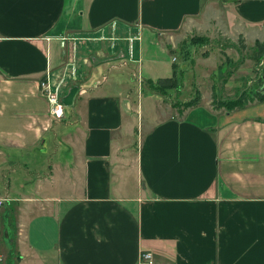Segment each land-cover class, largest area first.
<instances>
[{
	"label": "crops",
	"instance_id": "crops-1",
	"mask_svg": "<svg viewBox=\"0 0 264 264\" xmlns=\"http://www.w3.org/2000/svg\"><path fill=\"white\" fill-rule=\"evenodd\" d=\"M208 30L263 40L264 0H0V264H264V114L152 85ZM72 66L57 119L41 82Z\"/></svg>",
	"mask_w": 264,
	"mask_h": 264
},
{
	"label": "rangeland",
	"instance_id": "rangeland-1",
	"mask_svg": "<svg viewBox=\"0 0 264 264\" xmlns=\"http://www.w3.org/2000/svg\"><path fill=\"white\" fill-rule=\"evenodd\" d=\"M254 36V34L249 33L248 39L236 36L225 37L209 30L207 31V35L193 33L184 38L185 43L190 41L192 37L197 38L195 41L200 40L201 42L203 41L202 39H208V41L202 45L189 44L181 47L183 42L180 39L177 40L178 51L168 53V61H163L160 67H155L154 78L157 81L160 77L172 76L174 74L178 77L179 85L167 90L172 95V100H169V103L174 100L185 102L199 93L202 97L201 105L207 108L210 99H213L212 94L215 88L218 97L224 99H235L242 93H245L249 97L242 107L232 109L223 107L225 110L250 109L247 110L250 111L248 113L263 115L264 101H259L252 97L254 91L260 89L264 91V59L260 63H257L253 58L257 41L254 40ZM261 41H264V38ZM188 48L190 49V54L186 57ZM148 65L150 63L146 61L145 66L147 67ZM74 76L71 75L67 79V83L62 87V92L67 87L69 80ZM150 81L152 80L150 79ZM131 84L136 93L137 103L142 104L144 109L143 114L139 112L136 118V124L139 127L147 118L146 108H149V104L152 101V98H150L152 96L148 93L151 89L143 80L140 81L135 77L131 78ZM157 92L161 93L158 90ZM162 95L167 97L166 94ZM166 103H168L167 100L165 101ZM211 103L213 104V102ZM72 107L73 105L67 106L69 109L68 115L70 116L73 112L71 110ZM183 108H186V106ZM69 125L68 123L65 126H61L68 130L71 128ZM140 131H138L137 135H139Z\"/></svg>",
	"mask_w": 264,
	"mask_h": 264
},
{
	"label": "trees",
	"instance_id": "trees-1",
	"mask_svg": "<svg viewBox=\"0 0 264 264\" xmlns=\"http://www.w3.org/2000/svg\"><path fill=\"white\" fill-rule=\"evenodd\" d=\"M196 39L197 38L192 37V39H190V43L202 45L205 44L206 41H208V39H202L203 41L200 42V40L195 41ZM253 58L257 63H260L262 59H264V41L261 40L256 41V48L253 53ZM152 85L156 90L160 91L162 94H166L168 92L167 90H169L170 88H175L179 85V79L176 76V74H174L172 76L159 78L155 83H152ZM212 97H213L212 102L214 107L216 108L228 107L230 109L242 107L249 98L248 96L245 95V93H242L239 97L235 99H224L222 97H218L215 88L213 90ZM252 97L259 101H264V91L261 89L256 90L254 91ZM200 99H201V95L197 93L195 97L185 102H181L179 103V105L182 108L185 106L186 108L191 106H196L197 104H199Z\"/></svg>",
	"mask_w": 264,
	"mask_h": 264
},
{
	"label": "built area",
	"instance_id": "built-area-1",
	"mask_svg": "<svg viewBox=\"0 0 264 264\" xmlns=\"http://www.w3.org/2000/svg\"><path fill=\"white\" fill-rule=\"evenodd\" d=\"M75 74L76 69L72 66L65 73L59 74L56 79L52 80L50 75H47L41 82V92L49 101L52 116L57 119L64 116L65 104L62 100V87L67 83V79ZM9 201L10 198L8 196L0 197V206ZM138 264H154L153 253L149 250H142L140 252Z\"/></svg>",
	"mask_w": 264,
	"mask_h": 264
},
{
	"label": "water",
	"instance_id": "water-1",
	"mask_svg": "<svg viewBox=\"0 0 264 264\" xmlns=\"http://www.w3.org/2000/svg\"><path fill=\"white\" fill-rule=\"evenodd\" d=\"M263 79H264V74H263ZM78 90H79V87L77 85L69 88L68 93L66 95H64L62 98L65 105H72L73 104Z\"/></svg>",
	"mask_w": 264,
	"mask_h": 264
}]
</instances>
